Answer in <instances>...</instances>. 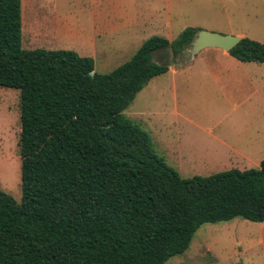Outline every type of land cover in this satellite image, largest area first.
I'll use <instances>...</instances> for the list:
<instances>
[{
    "label": "trees",
    "instance_id": "obj_1",
    "mask_svg": "<svg viewBox=\"0 0 264 264\" xmlns=\"http://www.w3.org/2000/svg\"><path fill=\"white\" fill-rule=\"evenodd\" d=\"M199 28L152 35L124 63L95 72L67 49L21 47V0H0V86L19 91L21 200L0 187V264H165L204 223L264 222L258 168L182 177L123 110ZM264 62V43L227 51ZM92 72V74H90Z\"/></svg>",
    "mask_w": 264,
    "mask_h": 264
},
{
    "label": "rangeland",
    "instance_id": "obj_2",
    "mask_svg": "<svg viewBox=\"0 0 264 264\" xmlns=\"http://www.w3.org/2000/svg\"><path fill=\"white\" fill-rule=\"evenodd\" d=\"M123 1L117 7L121 13L114 14L103 0H21V47L73 50L91 57L95 72L106 73L127 61L147 37L172 40L185 27L240 32L264 43V0ZM208 48L180 51L169 66H175L173 72L152 77L122 111L182 177L259 167L255 160L223 156L207 129L264 128V62H240L221 76L231 104L250 98L219 126L214 123L225 109L200 74V57ZM19 132V91L0 86V187L17 202L22 196ZM165 264H264V222L234 217L204 223L188 248Z\"/></svg>",
    "mask_w": 264,
    "mask_h": 264
},
{
    "label": "crops",
    "instance_id": "obj_3",
    "mask_svg": "<svg viewBox=\"0 0 264 264\" xmlns=\"http://www.w3.org/2000/svg\"><path fill=\"white\" fill-rule=\"evenodd\" d=\"M104 4L110 7L112 13H121L118 6L124 5L123 0H103ZM129 3V2H128ZM119 8V7H118ZM124 13H128L125 11ZM235 35L243 37V34L236 32ZM205 53L201 55L199 62L201 68V77L203 80L209 79V83L212 88V92L215 95V103L224 107V111L221 116L217 119L216 123L219 126L224 120L233 112L241 107L250 96L245 97L242 101L237 104H231L228 97L223 92V86H220L219 80L221 76L228 70H231L234 66H242L240 62L232 57L227 51L221 48L209 47ZM240 64V65H239ZM196 64H193L195 66ZM168 67V70L173 72V68ZM250 109V105L248 106ZM190 121V120H189ZM212 139L216 140L218 149L222 151V155L227 158H239L245 161L255 160L253 163H260L264 158V128H228L221 127L217 133L207 129ZM210 131V132H209Z\"/></svg>",
    "mask_w": 264,
    "mask_h": 264
},
{
    "label": "water",
    "instance_id": "obj_4",
    "mask_svg": "<svg viewBox=\"0 0 264 264\" xmlns=\"http://www.w3.org/2000/svg\"><path fill=\"white\" fill-rule=\"evenodd\" d=\"M239 39V36L226 35L207 30H198L194 38L189 42L188 49L192 53H197L200 50L208 47H217L223 49L224 51H228L239 41ZM162 52L164 59L154 61L167 67L171 66L173 63L171 45L163 48ZM90 74H92V72H90Z\"/></svg>",
    "mask_w": 264,
    "mask_h": 264
},
{
    "label": "flooded vegetation",
    "instance_id": "obj_5",
    "mask_svg": "<svg viewBox=\"0 0 264 264\" xmlns=\"http://www.w3.org/2000/svg\"><path fill=\"white\" fill-rule=\"evenodd\" d=\"M162 50L163 49L158 50V51L153 53V60H159V59L163 60L164 59ZM156 57L159 59H157Z\"/></svg>",
    "mask_w": 264,
    "mask_h": 264
}]
</instances>
